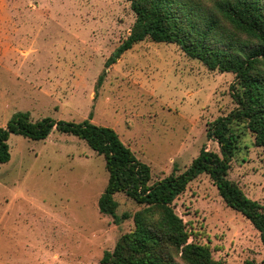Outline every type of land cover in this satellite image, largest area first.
<instances>
[{
	"label": "rangeland",
	"instance_id": "obj_1",
	"mask_svg": "<svg viewBox=\"0 0 264 264\" xmlns=\"http://www.w3.org/2000/svg\"><path fill=\"white\" fill-rule=\"evenodd\" d=\"M135 17L126 0H0V128L18 112L33 121L113 129L151 168V183L180 174L205 148L208 125L226 116L233 73L207 69L177 45L144 40L109 66ZM101 77V80L99 78ZM228 180L264 207V150L245 126ZM0 164V264H99L134 229L142 209L119 193V224L100 214L108 173L103 156L83 140L52 132L46 140H8ZM193 234L224 264H264L258 232L222 201L207 175L173 203Z\"/></svg>",
	"mask_w": 264,
	"mask_h": 264
},
{
	"label": "trees",
	"instance_id": "obj_2",
	"mask_svg": "<svg viewBox=\"0 0 264 264\" xmlns=\"http://www.w3.org/2000/svg\"><path fill=\"white\" fill-rule=\"evenodd\" d=\"M126 1L135 20L107 66L149 39L177 45L186 57L211 71L235 75L229 88L234 109L207 129V139L218 145L219 152L202 148L185 171L150 184L151 168L135 157L113 129L89 120L74 123L46 117L33 121L29 112H18L0 128V164L10 160L11 135L43 141L55 131L83 140L103 156L108 180L98 200L100 214L110 216L116 224L129 218L126 213L117 215L114 197L119 193L142 209L133 216L134 229L121 235L99 264H224L212 258L207 245L189 242L193 234L173 208L188 184L204 174L226 206L249 221L264 247V207L227 178L240 139L234 126H245L253 134L255 146L264 150V0Z\"/></svg>",
	"mask_w": 264,
	"mask_h": 264
}]
</instances>
